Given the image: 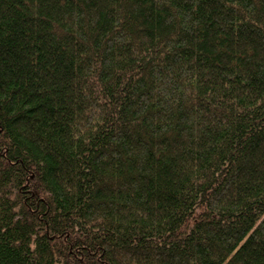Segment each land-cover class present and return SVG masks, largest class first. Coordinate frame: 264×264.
I'll return each mask as SVG.
<instances>
[{
  "label": "trees",
  "instance_id": "trees-1",
  "mask_svg": "<svg viewBox=\"0 0 264 264\" xmlns=\"http://www.w3.org/2000/svg\"><path fill=\"white\" fill-rule=\"evenodd\" d=\"M0 264H264V0H0Z\"/></svg>",
  "mask_w": 264,
  "mask_h": 264
}]
</instances>
